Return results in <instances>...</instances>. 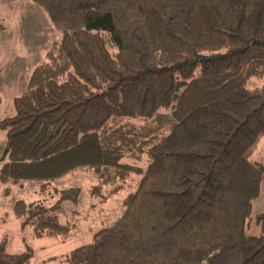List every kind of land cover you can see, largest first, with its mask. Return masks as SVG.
<instances>
[{"label":"trees","instance_id":"trees-1","mask_svg":"<svg viewBox=\"0 0 264 264\" xmlns=\"http://www.w3.org/2000/svg\"><path fill=\"white\" fill-rule=\"evenodd\" d=\"M32 1L61 40L0 122V182L48 189L89 169L92 196L106 201L104 187L114 196L140 177L120 218L67 264H264V213L252 219L264 182L254 161L264 83L252 85L264 80V0ZM143 156L146 167L127 162ZM33 212L14 202L35 238H69L72 225ZM33 257L0 243V264Z\"/></svg>","mask_w":264,"mask_h":264},{"label":"rangeland","instance_id":"rangeland-1","mask_svg":"<svg viewBox=\"0 0 264 264\" xmlns=\"http://www.w3.org/2000/svg\"><path fill=\"white\" fill-rule=\"evenodd\" d=\"M11 6V2L0 0V24L6 30L0 33V122L13 117L14 100L22 96L29 80L37 67L47 62L49 52L58 49L61 40L47 12L32 0H21ZM18 0H13L17 3ZM264 80H255L253 86L263 85ZM133 124L142 125L140 121ZM6 132L0 130V170L6 146ZM254 161L264 168V139L254 155ZM128 163L146 167L148 159H128ZM139 176H131L125 183H117L123 191L110 196L115 186L103 188L102 198L93 197L91 191L100 181L92 170L84 169L56 181L47 188L39 183L23 181L17 184L3 185L0 182V243L6 242L11 254L25 252L27 247L34 251L31 264H67V259L75 249L92 244L94 234L110 227L122 215L123 201L135 191ZM10 189L8 195L5 191ZM46 190V191H45ZM79 191L77 203L64 197H71ZM64 192H66L64 194ZM66 196V195H65ZM24 200L34 206V216L51 214L59 217L62 224L72 225L69 238L61 237L35 238L32 226L23 225L13 212L14 202ZM264 213V182L259 199L254 202L252 219ZM250 235L259 236L261 230L255 225L248 231Z\"/></svg>","mask_w":264,"mask_h":264},{"label":"crops","instance_id":"crops-1","mask_svg":"<svg viewBox=\"0 0 264 264\" xmlns=\"http://www.w3.org/2000/svg\"><path fill=\"white\" fill-rule=\"evenodd\" d=\"M7 2H11V4H10L9 7H8V9H10L11 6H16V5H18L19 3H28V1L23 2V1H21V0H18L17 3H13V0H7ZM1 25H3V24H1ZM5 30H6V28H5L3 31H0V33H1V32H4Z\"/></svg>","mask_w":264,"mask_h":264},{"label":"water","instance_id":"water-1","mask_svg":"<svg viewBox=\"0 0 264 264\" xmlns=\"http://www.w3.org/2000/svg\"><path fill=\"white\" fill-rule=\"evenodd\" d=\"M8 152H9V150L6 149L5 152H4V154H3L2 161H4V160L6 159V157H7V155H8Z\"/></svg>","mask_w":264,"mask_h":264}]
</instances>
